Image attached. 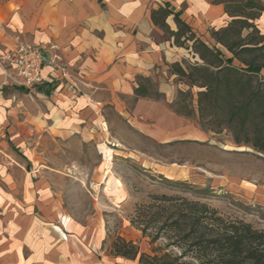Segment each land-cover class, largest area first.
<instances>
[{
    "label": "crops",
    "instance_id": "0c3cea01",
    "mask_svg": "<svg viewBox=\"0 0 264 264\" xmlns=\"http://www.w3.org/2000/svg\"><path fill=\"white\" fill-rule=\"evenodd\" d=\"M166 6L209 46L215 45L211 32L229 22L225 6L212 0H0V53L17 39L56 44L71 69L64 79L46 68V83L37 88L34 101L29 95L35 89L16 86L0 66V264H101L95 254L101 234H89L88 227L68 224L67 218L60 221L64 209L48 184L51 176L39 175L27 184L26 175H19L24 188L12 195L9 184L16 177L4 156L16 160L15 148L25 146L33 131L43 141L55 133L70 138L76 147L106 143L107 107L140 130H145L141 120L160 126L167 119L184 120L170 109L182 89L170 84V66L188 60L189 52L151 18L153 10ZM167 23L177 30L173 17ZM141 77L151 80L164 100L136 99ZM145 131L162 133L160 128Z\"/></svg>",
    "mask_w": 264,
    "mask_h": 264
},
{
    "label": "rangeland",
    "instance_id": "374dc122",
    "mask_svg": "<svg viewBox=\"0 0 264 264\" xmlns=\"http://www.w3.org/2000/svg\"><path fill=\"white\" fill-rule=\"evenodd\" d=\"M257 24L264 33V20ZM187 59L195 61L191 54ZM170 84L176 83L172 80ZM181 88L188 89L183 85ZM36 90L29 93L31 100L39 98ZM105 110L109 125L106 143L93 141L76 147L72 139L58 138L56 133L48 138L44 135V141L34 131L28 133L25 146L15 148L16 160L4 156L16 177L9 184L12 195L18 196L19 188H24L19 175H26L27 184L39 175L53 176L48 184L59 193L65 215L60 221L67 218L68 224L88 227L89 234H101L95 251L101 264H137L114 256L113 245L118 237L133 241L148 254L162 245L152 244L131 223L136 208L153 195L200 200L225 217L243 220L264 231V155L237 147L228 132L205 133L196 119L182 116L181 122L167 119L161 126L154 120H141L145 130L162 131L152 135L114 115L112 107ZM97 144L116 151L111 167L121 181L120 194L108 189L104 178L107 162Z\"/></svg>",
    "mask_w": 264,
    "mask_h": 264
},
{
    "label": "trees",
    "instance_id": "16d2710c",
    "mask_svg": "<svg viewBox=\"0 0 264 264\" xmlns=\"http://www.w3.org/2000/svg\"><path fill=\"white\" fill-rule=\"evenodd\" d=\"M212 4L224 5L229 18L226 27L211 32L214 46L167 6L152 11L154 25L195 60L170 66L174 83L188 88L178 90L173 111L196 119L207 134L228 132L237 147L264 155V33L257 24L264 0ZM170 17L176 31L167 23ZM138 82L136 99L164 100L151 80L141 77ZM131 223L152 244L162 245L148 254L118 237L115 257L137 264H264V231L225 217L200 200L153 195L136 208Z\"/></svg>",
    "mask_w": 264,
    "mask_h": 264
},
{
    "label": "built area",
    "instance_id": "2783aa9c",
    "mask_svg": "<svg viewBox=\"0 0 264 264\" xmlns=\"http://www.w3.org/2000/svg\"><path fill=\"white\" fill-rule=\"evenodd\" d=\"M0 66L16 86L28 89H37L46 83V68L60 72L64 79L71 73L58 45L44 47L20 40L0 53ZM74 88L77 90V86Z\"/></svg>",
    "mask_w": 264,
    "mask_h": 264
},
{
    "label": "bare ground",
    "instance_id": "6f19581e",
    "mask_svg": "<svg viewBox=\"0 0 264 264\" xmlns=\"http://www.w3.org/2000/svg\"><path fill=\"white\" fill-rule=\"evenodd\" d=\"M100 153L103 155L104 160L107 162L106 171L104 174L105 182L108 186V189L111 193H121L122 184L121 181L115 176L112 171V162L114 160V151L112 148L108 147L107 145H100L99 146ZM105 162V163H106ZM115 189V191H113Z\"/></svg>",
    "mask_w": 264,
    "mask_h": 264
}]
</instances>
